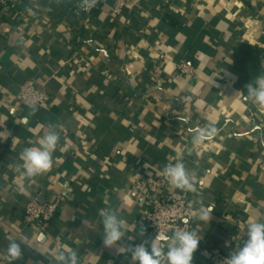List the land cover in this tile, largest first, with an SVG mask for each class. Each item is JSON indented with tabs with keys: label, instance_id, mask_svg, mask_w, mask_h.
<instances>
[{
	"label": "crops",
	"instance_id": "crops-1",
	"mask_svg": "<svg viewBox=\"0 0 264 264\" xmlns=\"http://www.w3.org/2000/svg\"><path fill=\"white\" fill-rule=\"evenodd\" d=\"M79 3L0 0V264H55L58 249L76 250L80 264H131L130 253L103 245L100 211L117 210L121 243L153 240L138 182L177 159L195 172L193 264H222L213 251L238 250L250 220L264 222V108L247 99L233 65L246 42L263 51L264 68V0H129L119 16L111 15L116 0H101L90 15ZM179 59L196 75L176 72ZM28 80L50 95L48 108L18 106ZM208 124L218 134L193 145ZM49 125L60 133L53 165L27 178L20 154ZM164 189L178 190L168 181ZM57 195L65 201L51 227L25 224L29 201ZM202 205L213 209L209 223L196 217ZM168 237H160L165 251ZM25 238L39 252L22 246V258L10 261L9 242Z\"/></svg>",
	"mask_w": 264,
	"mask_h": 264
},
{
	"label": "clouds",
	"instance_id": "clouds-1",
	"mask_svg": "<svg viewBox=\"0 0 264 264\" xmlns=\"http://www.w3.org/2000/svg\"><path fill=\"white\" fill-rule=\"evenodd\" d=\"M98 0H82L85 9L95 6ZM29 11H31L29 9ZM247 99L264 108V75L258 76L254 83H248ZM38 95L30 93L28 107L35 113L38 110ZM218 134V129L208 124L199 128L192 137V144L199 145L207 138ZM60 142V133L55 126L49 125L43 136L38 140V146L27 147L19 159L18 170L27 178H33L47 172L53 165V153ZM164 178L175 188L186 192H195V172L186 167L183 159H177L174 163H168L163 168ZM213 209L199 208L196 217L200 221L208 222L212 218ZM103 224V245L109 249H115L117 254L130 253L131 264H193L194 253L198 249L201 238L195 230L175 227L172 235L167 238L166 251L160 243V232L149 241L138 245L127 246L125 241V223L119 217L117 210L106 208L100 211ZM158 227V224H157ZM141 235L144 229L141 228ZM31 247L38 251L35 242L29 243L25 238L17 242L11 240L8 244L6 255L10 261H18L23 256V247ZM126 249V250H125ZM55 264H80L76 250L58 249L55 255ZM222 264H264V222L252 219L247 224V239L244 240L238 250L230 253Z\"/></svg>",
	"mask_w": 264,
	"mask_h": 264
},
{
	"label": "built area",
	"instance_id": "built-area-1",
	"mask_svg": "<svg viewBox=\"0 0 264 264\" xmlns=\"http://www.w3.org/2000/svg\"><path fill=\"white\" fill-rule=\"evenodd\" d=\"M4 4H14L20 0H1ZM129 0H116L112 8L111 15L119 16ZM101 0L90 9H85L82 0L78 5V11L84 15H90L95 9L100 6ZM166 60V53L159 51L156 65L151 72L152 79L159 83L164 75V61ZM176 72L188 75H196L194 65L186 59H179L176 61ZM38 95V109L48 108L50 105V95L34 81H25L19 89L17 94L18 106L26 109L28 107V97L30 93ZM167 180L164 176H159L153 179L141 178L138 186L143 187V191H139V195L143 196L149 206L146 215V226L150 234L154 237L158 235L171 236L172 230L175 227L188 228L192 230V225L189 218L192 213V203L190 192L182 191L180 189L173 192H166ZM65 201V197L57 195L53 199L40 201L32 199L24 207V222L26 225L34 228L36 231L44 230L51 227L53 221L57 218L58 213ZM158 224V227H157ZM214 256L222 263L228 256L219 251H213Z\"/></svg>",
	"mask_w": 264,
	"mask_h": 264
},
{
	"label": "trees",
	"instance_id": "trees-1",
	"mask_svg": "<svg viewBox=\"0 0 264 264\" xmlns=\"http://www.w3.org/2000/svg\"><path fill=\"white\" fill-rule=\"evenodd\" d=\"M99 8V7H98ZM97 9L93 11L96 12ZM263 51L256 46L250 45L246 42L239 43L234 49L233 65L242 90L246 95L248 83H254L258 76L264 73L262 66Z\"/></svg>",
	"mask_w": 264,
	"mask_h": 264
},
{
	"label": "water",
	"instance_id": "water-1",
	"mask_svg": "<svg viewBox=\"0 0 264 264\" xmlns=\"http://www.w3.org/2000/svg\"><path fill=\"white\" fill-rule=\"evenodd\" d=\"M40 201H43V200H40ZM164 235H160V237H163Z\"/></svg>",
	"mask_w": 264,
	"mask_h": 264
}]
</instances>
